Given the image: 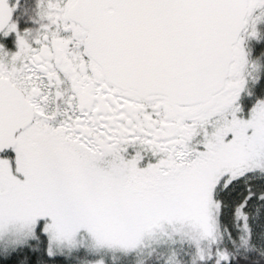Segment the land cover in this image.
I'll use <instances>...</instances> for the list:
<instances>
[{
    "label": "snow or ice",
    "instance_id": "obj_1",
    "mask_svg": "<svg viewBox=\"0 0 264 264\" xmlns=\"http://www.w3.org/2000/svg\"><path fill=\"white\" fill-rule=\"evenodd\" d=\"M0 264H264V0H0Z\"/></svg>",
    "mask_w": 264,
    "mask_h": 264
}]
</instances>
